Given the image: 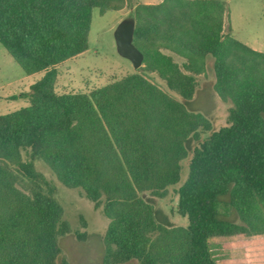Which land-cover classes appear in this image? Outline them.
<instances>
[{"label":"trees","instance_id":"obj_1","mask_svg":"<svg viewBox=\"0 0 264 264\" xmlns=\"http://www.w3.org/2000/svg\"><path fill=\"white\" fill-rule=\"evenodd\" d=\"M129 1L0 0V44L26 75L43 74L11 97L26 107L0 116V264H69L59 241L71 225L36 162L96 205L105 202V264H219L211 239L264 235V54L223 33L226 2L140 4L134 43L144 54L141 73L89 94L57 92L58 66L89 50L94 10L122 11ZM164 49L188 60L184 70ZM208 56L215 90L233 105L230 125L194 150L176 191L188 225H168L145 195L162 197L180 183L187 145L199 140V129H211L185 104Z\"/></svg>","mask_w":264,"mask_h":264},{"label":"rangeland","instance_id":"obj_2","mask_svg":"<svg viewBox=\"0 0 264 264\" xmlns=\"http://www.w3.org/2000/svg\"><path fill=\"white\" fill-rule=\"evenodd\" d=\"M130 0L127 8L101 15L98 9L93 12L89 50L84 54L58 66L59 77L56 85L58 93H90L97 88L107 86L130 75L141 73L132 63L122 58L118 52L114 37L116 27L125 19H136L137 8L141 5H159L166 0ZM227 3L223 33L229 34L251 50L264 54V0H221ZM183 68L188 60L178 54L163 50ZM214 58L208 56L203 73L193 75L197 87L193 99L185 103L188 110L201 114L210 123V130L199 129V140H191L187 158L181 162V181L163 192L162 197L145 195L152 203L161 222L168 225L187 227L188 221L178 213L179 196L177 189L187 179L189 164L194 150L208 138L212 132L229 126L230 101H224L217 91L214 70ZM184 70V68H183ZM43 74L26 75L21 67L0 44V116L17 111L28 105L24 99L11 100L14 95L29 91ZM150 79L176 100L183 99L171 92L166 82L157 74ZM24 160H29V153L23 151ZM37 170L42 172L56 189L55 196L64 209V218L70 223L72 232L62 237L59 245L60 258L69 264H105L104 237L109 220L103 211L105 202L96 203L81 188H67L60 183L53 173L41 162H36ZM230 219L246 227L236 213ZM167 221V223L165 222ZM251 231V228H249ZM211 252L219 264H264V235L217 237L210 240ZM123 264H137L131 261Z\"/></svg>","mask_w":264,"mask_h":264},{"label":"water","instance_id":"obj_3","mask_svg":"<svg viewBox=\"0 0 264 264\" xmlns=\"http://www.w3.org/2000/svg\"><path fill=\"white\" fill-rule=\"evenodd\" d=\"M136 22L134 19H125L119 23L114 32L118 54L129 60L134 69L143 67L144 54L134 43Z\"/></svg>","mask_w":264,"mask_h":264},{"label":"crops","instance_id":"obj_4","mask_svg":"<svg viewBox=\"0 0 264 264\" xmlns=\"http://www.w3.org/2000/svg\"><path fill=\"white\" fill-rule=\"evenodd\" d=\"M159 1H161V2H162V0H159ZM145 2H146V3H150V2H149V0H148V1H145Z\"/></svg>","mask_w":264,"mask_h":264}]
</instances>
